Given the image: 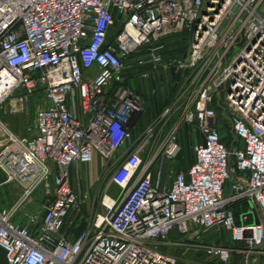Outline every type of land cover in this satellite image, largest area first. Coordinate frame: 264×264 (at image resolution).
<instances>
[{"label":"built area","instance_id":"obj_1","mask_svg":"<svg viewBox=\"0 0 264 264\" xmlns=\"http://www.w3.org/2000/svg\"><path fill=\"white\" fill-rule=\"evenodd\" d=\"M181 32L187 53L163 62L159 41ZM142 51L138 64L174 69L185 90L137 134L146 100L123 72ZM18 90L20 107L38 93L45 105L31 137L0 118V188L19 190L0 208L7 264H180L162 247L209 231L231 236L209 251L222 263L264 264V0H0V106ZM184 122L200 137L187 171L172 167ZM96 153L121 193L72 235L88 195L71 168ZM238 203L250 209L236 218Z\"/></svg>","mask_w":264,"mask_h":264},{"label":"rangeland","instance_id":"obj_2","mask_svg":"<svg viewBox=\"0 0 264 264\" xmlns=\"http://www.w3.org/2000/svg\"><path fill=\"white\" fill-rule=\"evenodd\" d=\"M118 29V25L111 31L113 37ZM139 55V56H137ZM137 60H144L147 58V52L142 51L137 54ZM135 57V56H134ZM133 59V58H132ZM170 70V69H169ZM174 71V69H172ZM169 76V75H168ZM184 78L181 77L180 85L178 88L177 96L183 95L185 88H182ZM21 93V90L16 91L13 96H10L0 106V118L9 126V128L15 133L22 137H31L34 133V119L35 113L39 107L45 105V100L42 93H38L33 96L28 103L23 107H20L16 103V97ZM183 99L178 104H181ZM179 115V114H178ZM227 118V117H226ZM141 119V118H140ZM176 120V119H175ZM222 122V137L229 135V122ZM189 126V132L183 131V129ZM184 133V134H183ZM191 133V134H190ZM189 137L192 146L200 141L199 134L195 131L193 125L189 123H182L178 133V142L181 145L182 150L184 149V138ZM192 149V147H191ZM181 150V151H182ZM190 150V148H189ZM193 150V149H192ZM194 153V150H193ZM147 159V158H146ZM172 167L181 170L180 166H176V162L172 164ZM84 169L79 167L77 174L72 180V185L79 194H87L88 202L81 208L77 214H73L66 224V230L69 234L76 235L82 230L86 229L90 220L98 213L105 214L107 209L102 205L106 196H110L116 200L121 189L113 185L110 181V176L104 174L100 175L98 180L94 184H90L89 178H92L93 174L89 172L88 177H83ZM77 175V176H76ZM19 195V190L14 185H5L0 188V208L5 205V208H9L13 205ZM43 197V187L39 188L32 196L33 199H41ZM8 200V201H7ZM120 201L117 203L119 205ZM245 210H249V205L246 204ZM174 241L170 246H163L162 249L171 255L177 257L180 264H224L219 259L211 256L209 251L215 245H230L231 236L227 231L214 232L209 231L203 234L202 241L195 242L191 240H181V236H173ZM242 261L239 257H235L230 264H241Z\"/></svg>","mask_w":264,"mask_h":264},{"label":"trees","instance_id":"obj_3","mask_svg":"<svg viewBox=\"0 0 264 264\" xmlns=\"http://www.w3.org/2000/svg\"><path fill=\"white\" fill-rule=\"evenodd\" d=\"M119 28L118 26L117 31ZM190 38V34L187 32L163 37L159 41L158 46H160L159 53L164 61L169 62L174 58L184 56L187 53ZM127 64L128 67L123 72V85L132 89L146 100V107L137 125V129L140 132L158 117L165 108L171 105L175 96H177L181 75L175 70L165 71L162 65L156 69L152 65H139L133 59H130ZM217 110L220 114L222 113L220 106L217 107ZM223 121H228V119L225 118ZM184 140V149L176 160V166H180L181 169L187 171L193 164L195 157L189 137H185ZM230 141V135L222 138V142L228 146L231 144ZM228 186L229 183H227ZM244 206H246L245 203H238L231 207L236 218H239L241 212L247 210H245Z\"/></svg>","mask_w":264,"mask_h":264},{"label":"crops","instance_id":"obj_4","mask_svg":"<svg viewBox=\"0 0 264 264\" xmlns=\"http://www.w3.org/2000/svg\"><path fill=\"white\" fill-rule=\"evenodd\" d=\"M136 56V55H135ZM134 58H136V60H137V57H134ZM133 58V60H135ZM162 60H163V62H167L166 60L164 61V59L162 58ZM137 63H138V61H136ZM140 65V64H139ZM159 67V66H158ZM165 70V69H164ZM170 70H172V69H170ZM165 71H169V70H165ZM177 97L178 96H175V98H174V100L172 101V103H171V105L172 104H174L175 103V101H176V99H177ZM170 105V106H171ZM180 104H178V102H177V106H179ZM176 106V107H177ZM169 107V106H168ZM167 107V108H168ZM166 109V108H165ZM178 112H179V110L178 111H176V112H174V114H173V117H172V120H171V122H170V124H172L173 122H175L176 120H177V117H178ZM176 119V120H175ZM183 131H184V133H185V131H187V132H189L190 130H189V126L187 127V128H185V129H183ZM141 132V131H140ZM139 131H138V129H137V131H136V133L137 134H139L140 133ZM183 133V134H184ZM191 134V133H190ZM118 158V156H115V158H114V160H116ZM113 160V161H114ZM113 162L111 161H108V160H105L99 153H96L95 155H94V158H93V160H92V162L91 163H89V164H82V163H76V164H74L73 166H72V168H71V172H72V176H73V178L75 177V174H77V169L79 168V167H82L83 169H84V172H83V177L85 178V177H87V178H89L88 177V174H89V172L90 173H92L93 175V177L92 178H89V180H90V184H94L97 180H98V178L100 177V175H102V176H104V174H107L108 172V169L110 168V166H111V164H112ZM77 176V175H76ZM73 178H72V180H73ZM37 200H39V199H37ZM37 200H34V202L35 203H37ZM36 205V204H35ZM5 205H3L2 206V209L3 208H5L4 207ZM261 263H264V260H262L261 261ZM0 264H7V262H6V255H5V251H4V249L3 248H1L0 247Z\"/></svg>","mask_w":264,"mask_h":264},{"label":"bare ground","instance_id":"obj_5","mask_svg":"<svg viewBox=\"0 0 264 264\" xmlns=\"http://www.w3.org/2000/svg\"><path fill=\"white\" fill-rule=\"evenodd\" d=\"M115 201L110 196H106L104 199L105 206L112 207L114 205Z\"/></svg>","mask_w":264,"mask_h":264}]
</instances>
